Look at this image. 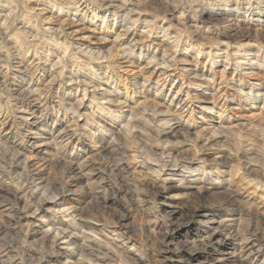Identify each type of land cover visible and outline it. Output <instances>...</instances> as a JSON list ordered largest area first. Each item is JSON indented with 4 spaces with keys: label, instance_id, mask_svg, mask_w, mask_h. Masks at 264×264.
I'll list each match as a JSON object with an SVG mask.
<instances>
[{
    "label": "clouds",
    "instance_id": "clouds-1",
    "mask_svg": "<svg viewBox=\"0 0 264 264\" xmlns=\"http://www.w3.org/2000/svg\"><path fill=\"white\" fill-rule=\"evenodd\" d=\"M0 264H264V0H0Z\"/></svg>",
    "mask_w": 264,
    "mask_h": 264
}]
</instances>
